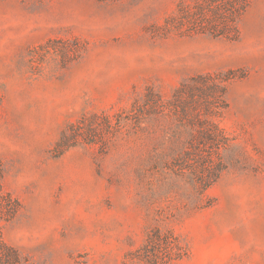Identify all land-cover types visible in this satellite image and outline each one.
<instances>
[{"label": "rangeland", "instance_id": "rangeland-1", "mask_svg": "<svg viewBox=\"0 0 264 264\" xmlns=\"http://www.w3.org/2000/svg\"><path fill=\"white\" fill-rule=\"evenodd\" d=\"M213 7L0 0V264H264V0Z\"/></svg>", "mask_w": 264, "mask_h": 264}, {"label": "trees", "instance_id": "trees-1", "mask_svg": "<svg viewBox=\"0 0 264 264\" xmlns=\"http://www.w3.org/2000/svg\"><path fill=\"white\" fill-rule=\"evenodd\" d=\"M247 0H212L214 17L209 21L214 36H230L237 30V20ZM64 140V138H63ZM1 191V186H0ZM0 246H5L0 234ZM0 263H4L0 259Z\"/></svg>", "mask_w": 264, "mask_h": 264}]
</instances>
